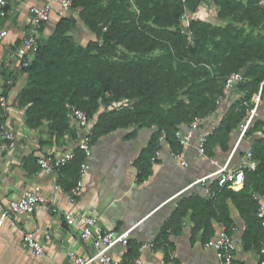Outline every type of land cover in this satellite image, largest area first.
I'll list each match as a JSON object with an SVG mask.
<instances>
[{
    "label": "trees",
    "instance_id": "16d2710c",
    "mask_svg": "<svg viewBox=\"0 0 264 264\" xmlns=\"http://www.w3.org/2000/svg\"><path fill=\"white\" fill-rule=\"evenodd\" d=\"M201 0H72L73 14L61 15L52 31L39 39L30 63L22 67L26 82L16 97L25 124L45 127L49 137H76L68 120L67 103L85 110L92 120V142L113 130L134 126L152 128L147 144L133 164L137 180L151 172V156L163 137L171 149L179 147L174 129L193 115L220 111L216 104L225 78L241 71L243 80L229 92L216 125L208 134L207 154L218 144L229 153L251 107L252 96L264 80V9L253 0H213L217 15L227 18L215 24L192 18L186 30L180 27L185 9L195 11ZM78 19L94 34L81 43L76 38ZM190 34L191 40L188 39ZM264 92V86L262 88ZM245 139L250 144L244 145ZM252 150L257 166L244 168V184L235 190L209 186L214 194L181 195L163 222L156 238L164 244V258L173 247L168 236L177 233L189 214L191 240L199 233L205 242L214 233L213 222L231 232L233 220L227 200L245 222L241 235L244 250H259L264 227L256 214L257 194L264 193V105L257 108L232 155ZM75 157L59 169V182L68 189L78 176L84 153L74 147ZM27 159L36 163L29 154ZM26 159V160H27ZM66 223V221L64 220ZM125 259L135 250L130 243ZM121 264H127L122 262Z\"/></svg>",
    "mask_w": 264,
    "mask_h": 264
},
{
    "label": "crops",
    "instance_id": "0c3cea01",
    "mask_svg": "<svg viewBox=\"0 0 264 264\" xmlns=\"http://www.w3.org/2000/svg\"><path fill=\"white\" fill-rule=\"evenodd\" d=\"M45 1L7 0L6 13L0 19V30L6 32L0 39V91L7 98L6 122L13 128L16 136L13 147L0 148V199L6 202L9 198L18 196L22 189L34 186L40 187L45 199L33 212L13 216L15 224L6 221L0 226V264H21L26 260L32 264H54L58 261L61 264H71L67 257L68 250L82 255H89L93 250L89 241L79 239L76 232L64 222L57 205L65 204V194L53 199V184L60 183L59 170L48 173L27 159L29 154L36 158L46 153H60L74 144L75 137L66 134L55 139L49 137L44 127L29 128L24 122L23 110L16 106V97L26 82V73L14 51L21 42L25 28L30 25L29 7ZM218 8L213 0H201L192 12L196 18L222 25L227 22V18L217 15ZM66 14L77 16V11L69 9L63 15ZM60 16L55 7L49 19L41 26L38 41L52 31ZM78 24L79 33H87L90 39L94 38L91 37L93 33L87 31L79 19ZM228 94L219 106L220 111L209 115L198 132L216 125V117L222 115L224 106L230 101ZM133 128L134 126H130L113 130L92 142L91 154L87 158L90 167L74 205L75 209L96 215L97 231H122L133 226L129 241L134 243L136 250L125 259L126 252L122 245L117 244L110 249L112 256L121 259V263L126 260L127 264H135L134 259L139 258L144 264H215L214 251L203 245L200 234L197 233L191 240L192 222L189 214L183 217L179 231L168 236L173 243L168 259L164 258V244L159 243L156 238L181 195L192 192L209 195L208 187L215 180L214 176L207 177L204 181L192 182L223 165L231 150L226 154L216 143L212 146L213 153L205 157L198 155L193 146H188L183 151L188 164L183 166L171 156L169 144L161 137L157 160L151 164L150 174L139 181L133 161L147 144L153 129L138 127L133 134H129ZM41 129L45 131L40 132ZM248 144L249 139H245L244 145ZM244 158L245 154L231 155L227 165L231 168L240 167ZM227 203L233 220L229 234L236 243L237 261L241 264H259L260 255L257 250L243 249L241 235L245 222L233 203L230 200ZM221 225L224 224L213 222L214 233ZM37 226L51 233L49 239L37 234L45 247L40 256L34 255L23 245L17 231V227L33 229Z\"/></svg>",
    "mask_w": 264,
    "mask_h": 264
},
{
    "label": "built area",
    "instance_id": "2783aa9c",
    "mask_svg": "<svg viewBox=\"0 0 264 264\" xmlns=\"http://www.w3.org/2000/svg\"><path fill=\"white\" fill-rule=\"evenodd\" d=\"M72 0H46L42 4L31 5L29 12L31 16L30 25L24 30V35L21 42L17 45L14 54L18 58L22 67L27 66L32 60L39 42L38 33L41 26L49 19L52 11L56 7L58 14L63 15L66 10L71 7ZM254 4L264 9V0H253ZM7 0H0V19L6 13ZM195 18L191 10L185 9L182 13L180 20H185V26H180L183 30H186L188 22ZM5 30H0V39L5 34ZM188 39L191 40L190 34ZM243 80V74L241 71H233L225 78L222 93L217 97V106L221 104L225 96L234 88V86ZM264 86V80L260 83L259 90L252 96V105L247 109V116L244 119V123L239 131L238 137L234 146L230 151L232 155L238 142L244 135L246 128L248 127L252 117L256 115L259 105H264V92L262 88ZM7 98L2 91H0V148L13 147L15 144V132L12 127L6 122V109ZM68 108L67 116L70 123H72L77 130L74 144L64 149L60 153H46L36 157L37 165L48 173L57 172L64 164L71 161L75 157L74 147H78L84 153V159L80 162L78 169V176L74 183L65 190L58 182L53 184V199L60 194H65V204L57 205L67 225L72 228L82 241H89L93 250L89 255L78 254L73 250L67 251V257L71 261V264H120L121 259L115 258L110 253V249L117 244L122 245L124 252L129 247V233L133 226H130L122 231H116L112 229L97 231L95 226L98 221V217L91 213H85L75 209L74 205L80 195L83 186L84 179L89 170V163L87 158L91 154L92 144V122L88 118L85 110L76 107L75 105L66 104ZM209 115L195 114L191 120L183 125L174 129V135L179 143V147L171 149V156L179 161L183 166H187L188 161L185 158L183 151L188 146H193L195 152L200 156H208L206 152V142L208 134L212 133L213 128H207L206 131L198 132L203 124L207 122ZM159 149L151 156V161L157 160L159 155ZM223 165L217 167L207 175L197 178L192 183L204 181L207 177L214 176L218 186L230 187L232 189H239L244 184L245 174L244 168L254 169L257 166V160L254 159L251 149H248L245 154L243 164L237 168L228 167V160ZM214 189L208 187L209 195L214 194ZM258 200V206L256 214L260 219V224L264 227V193L257 194L255 196ZM45 201L41 194L39 186L31 188H24L20 194L16 197L9 198L6 202L0 199V226L9 221L11 224H15V215H22L25 213H31L35 210L38 204ZM57 209V208H56ZM14 218V217H13ZM17 231L21 237L23 245L30 251L40 256L44 253V244L37 238V234L43 235L44 239H49L51 233L47 229L40 227H34L33 229H24L23 227H17ZM153 245V242L149 243ZM203 245L206 248H210L214 251L215 264H241L236 259V243L231 235L226 231L225 225H221L216 233L211 235ZM141 247V246H140ZM258 253L260 255L259 264H264V243L261 244ZM135 264H144L139 258L134 259Z\"/></svg>",
    "mask_w": 264,
    "mask_h": 264
},
{
    "label": "rangeland",
    "instance_id": "374dc122",
    "mask_svg": "<svg viewBox=\"0 0 264 264\" xmlns=\"http://www.w3.org/2000/svg\"><path fill=\"white\" fill-rule=\"evenodd\" d=\"M68 10H66L65 11V13L67 12ZM185 20H183V21H181V24H180V26H185ZM87 31H89L88 30V28H85ZM80 31L79 30H76V38H77V40L79 41V42H81V43H86L87 42V40L88 39H90V36L86 33L85 35H82V33H79ZM78 33V34H77ZM91 37H95L94 36V34H92V36ZM91 122H92V120H91ZM45 128V127H44ZM43 130L44 129H41L40 130V132H43ZM45 131V130H44ZM46 133H47V131H45ZM21 264H32L31 262H29V260H26V262L25 263H21ZM54 264H61V261H58L57 263H54Z\"/></svg>",
    "mask_w": 264,
    "mask_h": 264
}]
</instances>
